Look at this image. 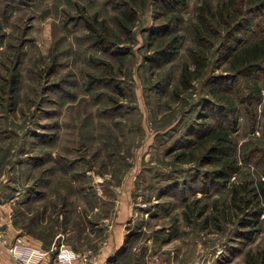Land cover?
I'll use <instances>...</instances> for the list:
<instances>
[{
    "label": "rangeland",
    "instance_id": "1",
    "mask_svg": "<svg viewBox=\"0 0 264 264\" xmlns=\"http://www.w3.org/2000/svg\"><path fill=\"white\" fill-rule=\"evenodd\" d=\"M222 4L0 0L1 243L97 264L123 238L122 264H264V88L232 118L215 106L236 104L225 77L247 39L226 45L200 17L225 32Z\"/></svg>",
    "mask_w": 264,
    "mask_h": 264
},
{
    "label": "trees",
    "instance_id": "2",
    "mask_svg": "<svg viewBox=\"0 0 264 264\" xmlns=\"http://www.w3.org/2000/svg\"><path fill=\"white\" fill-rule=\"evenodd\" d=\"M229 1V8L231 11L226 7V4H222L220 11L221 18L219 22L224 24L225 32L223 29L221 30L219 23H217L211 16L210 18L208 17V15H210L209 10H206L205 14L200 17L204 21L208 20L210 30H213L217 34L216 36L219 37L222 42L224 41L226 45L233 42L232 40L234 38V41L237 40L238 33L242 29L247 31L245 32L247 39H240L236 48L232 50L233 56L230 62L232 63V67L235 68V71L225 77V79L232 81L230 84V90H227L225 95L233 96L236 104L234 105L230 100H228V102H214L215 106H222L228 110L229 113H231L232 118L233 115H236L237 105L243 104L246 108L262 101V89L264 88V0ZM254 29H259L260 33L255 34ZM249 34L254 39V41H250L251 43L248 39L250 37ZM248 35L249 37H247ZM248 78H252L256 82L252 84ZM218 83L219 81H217V84ZM218 99L222 100L224 99V96H219ZM230 121L228 127L236 128V120L233 122ZM213 128L214 129L209 133V138L212 140L213 144L208 149V153L214 152V154H218L217 161H219L224 158L223 156H220L223 154L225 148L221 142L227 136L225 135L226 133L222 131L225 128L223 124ZM225 130H227V128ZM232 131L234 132V130ZM207 157H209V155ZM224 162L225 168L236 170L234 166H231L232 161ZM216 173L217 176L220 179H224V181H226V178L229 176L225 170L216 171ZM259 190L264 198V181L260 182ZM259 214H262V212ZM47 249L50 250L51 248ZM58 253V251L53 252V257H57Z\"/></svg>",
    "mask_w": 264,
    "mask_h": 264
},
{
    "label": "crops",
    "instance_id": "3",
    "mask_svg": "<svg viewBox=\"0 0 264 264\" xmlns=\"http://www.w3.org/2000/svg\"><path fill=\"white\" fill-rule=\"evenodd\" d=\"M26 241L28 243H33L31 239H27L26 237H22L19 242H14V243L13 241L11 242L9 239L7 241L6 246L3 242L2 243L0 242V263L1 264H22V262L17 261V259L13 257L9 249H11L10 247H13L16 245L20 251L24 252L25 255H26L25 250L37 249V248L31 247V245L28 244ZM125 241L126 240H124L123 238L122 239L120 238L119 240L118 238L116 239L109 238V240L106 241V244L100 249V253L98 255L99 259H98L97 264H122L123 263L122 260L124 259L125 256H127V253H123V252L121 253L123 246L126 243ZM24 246H28L31 248H25ZM37 250H40V249H37ZM45 253H48V254L45 255L41 261L39 260L38 264H59L57 260L58 258L53 257L52 251H49V252L47 251ZM149 264H157V263H149Z\"/></svg>",
    "mask_w": 264,
    "mask_h": 264
},
{
    "label": "built area",
    "instance_id": "4",
    "mask_svg": "<svg viewBox=\"0 0 264 264\" xmlns=\"http://www.w3.org/2000/svg\"><path fill=\"white\" fill-rule=\"evenodd\" d=\"M1 224V223H0ZM1 227L0 226V238L3 236V232L1 231ZM5 245H7V241L3 242ZM65 246L63 244L60 245L59 250H57L58 256L57 258L60 259V262H63L64 264H91V256L89 254H81V253H76L73 250H70L69 248H64ZM11 249H9L10 253L13 255V257L15 259H17V261H20L22 263L25 264H34V262L32 261V258H35L36 262L35 264H38L39 261V257L38 255H47L48 253H43L40 250L34 249L31 252V257L28 258L27 261H25L24 257L25 254L23 251H20L19 248L15 245L13 247H10ZM64 258V260H63Z\"/></svg>",
    "mask_w": 264,
    "mask_h": 264
},
{
    "label": "water",
    "instance_id": "5",
    "mask_svg": "<svg viewBox=\"0 0 264 264\" xmlns=\"http://www.w3.org/2000/svg\"><path fill=\"white\" fill-rule=\"evenodd\" d=\"M1 264V263H0Z\"/></svg>",
    "mask_w": 264,
    "mask_h": 264
}]
</instances>
